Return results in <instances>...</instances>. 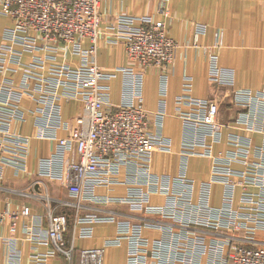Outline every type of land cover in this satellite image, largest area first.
Instances as JSON below:
<instances>
[{"label": "built area", "instance_id": "obj_1", "mask_svg": "<svg viewBox=\"0 0 264 264\" xmlns=\"http://www.w3.org/2000/svg\"><path fill=\"white\" fill-rule=\"evenodd\" d=\"M154 1L159 3L157 13L170 19V0ZM100 2L0 0V19L9 23L0 40V180L7 168L24 174L31 138L16 128L32 116L35 139L55 146L52 155L40 162V175L64 183L75 202L70 241L66 239L69 217L54 214L49 206L45 239L36 241L33 230L24 227L29 240L50 247L31 256L30 264H48L54 258L73 264L76 239H91L98 224H115V236L101 248L80 251L79 264H102L106 249L123 245L125 264H264V246L256 240L257 233L264 232V94L233 90V72L218 64L223 42L222 33H216L212 46L201 47L208 81L215 95L230 91L231 104L240 114L232 125L222 124L218 101L194 98L192 79L185 77L176 99V116L182 124L179 171L175 177L153 174V154L172 153L171 141L160 130L179 46L167 36L166 23L151 17L121 15L102 28ZM205 31L204 26H195L194 47L199 48L197 39ZM101 41L109 47L123 46L127 66L114 73L99 68L95 57ZM150 69L160 73V107L154 114L145 111L142 96L143 79ZM118 76L121 100L113 105L111 89L102 83ZM71 101L81 103V112L73 124H67L62 121L61 103ZM23 102L32 103L34 109L23 108ZM223 129L239 130L245 136L230 133L224 140ZM60 130L67 136L58 138ZM254 135L261 137L259 145H254ZM219 145L222 149L216 151ZM192 158L210 163L208 176L199 184L186 176ZM119 185L127 188L126 196L97 194L98 189ZM214 186L222 189L218 207L211 205ZM153 196L163 197L165 203L152 205ZM121 205L139 215L138 221L107 210ZM84 209L88 212L81 213ZM20 215L28 217L29 210L0 211V225L9 218L14 232ZM6 243L9 264H19L16 240Z\"/></svg>", "mask_w": 264, "mask_h": 264}, {"label": "crops", "instance_id": "obj_2", "mask_svg": "<svg viewBox=\"0 0 264 264\" xmlns=\"http://www.w3.org/2000/svg\"><path fill=\"white\" fill-rule=\"evenodd\" d=\"M170 19H165L157 13L158 3L153 0H101L100 15L101 27L106 28L113 25L121 15L132 17L151 16L155 21H163L167 25V36L170 37L179 49L175 61L169 73L168 90L165 98L166 118L162 121L161 135L170 140L172 153L164 154L156 152L153 154L150 169L157 176L175 177L179 171L182 143V124L176 116V99L181 94L182 83L185 77L193 82L192 96L197 99L215 98L219 103L222 124L232 125L240 110L231 104L230 91L222 90L215 95L214 88L208 81V63L201 47L212 46L215 42V34L222 33L223 47L218 52V64L221 68L231 70L234 74L233 90H248L252 93L264 94V0H170L168 3ZM200 25L206 28L205 34L198 37V46L194 47V28ZM9 26L4 19H0V40L2 30ZM88 43L84 44V48ZM77 62V61H76ZM96 65L106 73H114L117 69L127 66L124 47L121 45L107 46L103 41L98 43V51L95 57ZM159 71L150 69L144 76L142 96L145 111L154 114L159 110ZM108 85L111 89L110 102L118 105L121 100L122 78L110 80ZM23 108L33 110L32 103L23 102ZM81 112V103L71 101L61 103L62 121L73 124ZM183 112H188L183 108ZM24 136L31 138L26 156V170L24 174L7 168L0 180V211L21 214L22 210H29L28 217L19 216L15 223V230L11 232L10 219L5 218L0 225V264H9L11 255L7 247V240L14 238L16 244L14 250L19 257V264H30V258L34 254L47 252L50 247L38 244L36 241L45 239L48 227V206L54 214L67 215L69 227L66 239L71 240L74 224L73 217L75 202L69 197L65 184L53 182L40 175V162L49 158L55 150V146L49 141H38L35 139L37 133L35 121L28 116L26 122L16 128ZM156 129L153 128V133ZM230 133L245 136V133L235 129H223V139ZM58 138H64L67 133L64 130L57 132ZM254 145L261 143V137L252 136ZM222 146H216L220 151ZM210 170V163L205 159L192 158L188 161L186 176L199 184L206 179ZM124 174L119 180H124ZM52 195L49 201L43 199L41 194ZM52 194H49L51 193ZM222 189L214 186L211 205H220ZM99 196L124 197L127 188L124 185L114 186L110 189H98ZM52 201L53 206L50 205ZM47 203V205H43ZM150 203L154 206L163 205L164 198L160 196L151 197ZM94 208V207H92ZM95 209V208H94ZM118 217L138 221L139 215L129 211L126 206H112L107 208ZM106 210V211H107ZM85 209L81 213H86ZM33 230L38 238L36 241L29 240L23 231L24 227ZM115 224H98L93 226V237L91 239H76L75 259L73 264H79V254L82 250L98 249L103 246L105 240L115 236ZM148 237H157V234H148ZM256 240L264 246V232H258ZM125 245L118 248L106 249L102 264H125L127 258ZM48 264H67L63 259H51Z\"/></svg>", "mask_w": 264, "mask_h": 264}, {"label": "rangeland", "instance_id": "obj_3", "mask_svg": "<svg viewBox=\"0 0 264 264\" xmlns=\"http://www.w3.org/2000/svg\"><path fill=\"white\" fill-rule=\"evenodd\" d=\"M153 1H154V0H153ZM156 2H157V1H156ZM157 3H158V2H157ZM158 8H159V3H158ZM157 10H158V9H157ZM131 17H132V16H131ZM144 17H151V16H144ZM134 18H139V17H134ZM41 190H42V191H41V192H42L41 194L43 195V193L46 192V191L43 190V189H41ZM49 194H52V192L49 193ZM47 196H49V198H50V197L52 198V195H48V194H44L42 197H45V198H46ZM43 205H47V203H43ZM50 205L53 206L52 201L50 202Z\"/></svg>", "mask_w": 264, "mask_h": 264}]
</instances>
